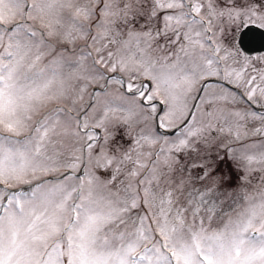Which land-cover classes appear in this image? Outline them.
I'll use <instances>...</instances> for the list:
<instances>
[{
	"label": "snow or ice",
	"instance_id": "snow-or-ice-1",
	"mask_svg": "<svg viewBox=\"0 0 264 264\" xmlns=\"http://www.w3.org/2000/svg\"><path fill=\"white\" fill-rule=\"evenodd\" d=\"M264 0H0V264H264Z\"/></svg>",
	"mask_w": 264,
	"mask_h": 264
},
{
	"label": "water",
	"instance_id": "water-1",
	"mask_svg": "<svg viewBox=\"0 0 264 264\" xmlns=\"http://www.w3.org/2000/svg\"><path fill=\"white\" fill-rule=\"evenodd\" d=\"M243 31V47L247 51L261 50L264 48V30L247 29Z\"/></svg>",
	"mask_w": 264,
	"mask_h": 264
},
{
	"label": "rangeland",
	"instance_id": "rangeland-1",
	"mask_svg": "<svg viewBox=\"0 0 264 264\" xmlns=\"http://www.w3.org/2000/svg\"><path fill=\"white\" fill-rule=\"evenodd\" d=\"M251 57H260V56H264V50L259 52V53H254V54H248Z\"/></svg>",
	"mask_w": 264,
	"mask_h": 264
},
{
	"label": "flooded vegetation",
	"instance_id": "flooded-vegetation-1",
	"mask_svg": "<svg viewBox=\"0 0 264 264\" xmlns=\"http://www.w3.org/2000/svg\"><path fill=\"white\" fill-rule=\"evenodd\" d=\"M247 54H254V53H259V51H256V52H252V53H248V52H246Z\"/></svg>",
	"mask_w": 264,
	"mask_h": 264
}]
</instances>
